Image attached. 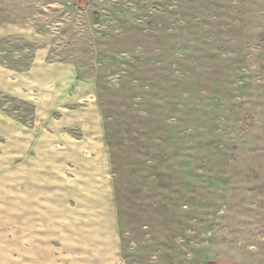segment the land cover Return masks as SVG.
<instances>
[{
	"label": "rangeland",
	"instance_id": "obj_1",
	"mask_svg": "<svg viewBox=\"0 0 264 264\" xmlns=\"http://www.w3.org/2000/svg\"><path fill=\"white\" fill-rule=\"evenodd\" d=\"M0 264H264V0H0Z\"/></svg>",
	"mask_w": 264,
	"mask_h": 264
}]
</instances>
